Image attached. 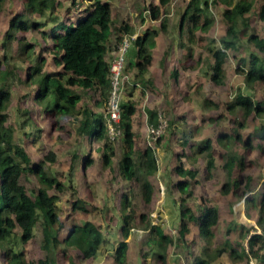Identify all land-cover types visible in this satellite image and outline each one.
Masks as SVG:
<instances>
[{
    "label": "trees",
    "instance_id": "obj_1",
    "mask_svg": "<svg viewBox=\"0 0 264 264\" xmlns=\"http://www.w3.org/2000/svg\"><path fill=\"white\" fill-rule=\"evenodd\" d=\"M7 1L0 0V13L5 9L3 4ZM84 1L91 3L83 12V16L77 15L64 22L58 19L60 22L52 33L41 30L46 27L43 20L30 23V20L24 17L39 14L41 19L50 18L56 22V18L53 17L56 0H22L25 7L12 19L10 30L25 32L35 27L40 29L42 39L52 43V47L45 48L54 56L53 64L58 70L62 69L60 73L58 71L46 73L42 65L47 61H41L39 57L36 64L29 68V77L33 82L34 80L38 82L36 102L40 106L39 110L43 108L45 111L39 114L40 117L47 115L53 118L52 124L55 127H58L61 120L72 118V122L79 123L77 128L79 136L87 138L90 144L95 141L102 143L100 148L104 165L111 167L114 157L111 147L113 143L107 135L106 120L102 114H96L88 105L82 104L90 92L106 99L110 94V62L107 58L111 49L109 44L114 35V10L111 6L113 0ZM171 1L159 0L157 5L154 2L147 7L152 20L161 21L160 27L156 30L149 29L144 37H139L135 43L137 47L130 53L127 61L125 75L127 72L137 70L135 83L142 88V95L150 91L158 92V88L151 79H146V75L150 72V63L154 57L150 49L155 47V38L168 27V19L163 18V8ZM211 1L190 0L185 11L181 13L177 34L180 38V48L187 49V54L183 61H179V68L173 71L172 76L174 79L179 78L180 67L191 71L204 65V61L197 57L196 49L198 45L206 46V39H198L197 36L199 33L207 34L213 26V18L209 17V8L213 3L217 7L220 5L225 7L221 14L225 22V33L220 48H208L210 56L205 66L207 74L214 86L225 87L229 52L236 54L240 48L246 47L250 50L249 55L241 57L236 67V72L244 78L246 90H239L232 98L206 100V109L217 115V119L212 117L213 115L208 117L210 122L220 123L221 119L231 121L229 129H222L215 138V143L210 139L201 144L192 143V131L183 129L179 124L186 121V116L175 115L173 102H166L163 110L169 123L166 139L171 144L173 138L181 134L179 142L183 149L182 153L175 151L178 164L173 169L180 178L172 184L174 178L171 175L169 181L171 187L181 196L178 200L181 208L179 238L176 241L165 233L160 225H154L149 209L146 212H136L131 206V200L124 196L121 203V211L124 213L123 224L119 230L122 240L112 252V264L128 263L129 238L137 225H143L148 233L149 251L145 257L153 251L152 259L157 264H165V255L175 246L190 247V252L186 255L188 264H216L223 256L230 261L238 259L246 261V264H252V260H255L256 264H264V176L256 181L255 174L258 169L255 168L258 166L259 156L252 157L256 152L258 155L264 154V5L261 6L258 16L263 23L262 34H259L251 23V14L258 8L257 0ZM118 27L119 44L121 33L133 31L130 25ZM9 36L11 37L10 34ZM30 50V44L23 45V54L32 53ZM170 54L168 48L164 59L166 60ZM12 75L10 70L1 72L0 69V264H83L94 260L103 246L104 235L101 226L92 221L75 223L65 239L61 240L64 225L54 205L58 197L50 195L49 192L55 185L62 191V184L49 177L45 159L41 162L32 161L29 150L15 140L14 130L6 126L11 102V93L7 90L10 85L7 80ZM255 94L263 99H257ZM121 107L123 127L121 140L124 142L122 148L124 153L119 163V172L125 181L137 185L143 202L150 207L154 199V185L150 178L158 172L156 152L148 146L143 152H140L141 150L135 152L138 136L134 123L139 106L136 102L127 101ZM146 113L149 124L157 126L158 109L149 108ZM240 118L242 120H239ZM250 119L256 122V125L245 131L247 120ZM42 128L44 126L41 130ZM41 130L33 132L35 139L39 138ZM161 142L162 139H159L156 144ZM217 148L221 149L219 157L216 154ZM192 152H196L199 157L203 155L205 161L201 159L199 161L205 162L207 176L216 169L218 158L225 156L224 168L228 180L221 186V193L233 199L241 192L240 198L246 197V215L255 221L256 226L246 227L236 221L227 223L224 209L203 191L200 204L197 207L191 204L199 195L198 186L202 185L197 179L200 170L196 169L195 165L187 168L184 166L183 158H189ZM137 154L140 161L137 160ZM46 157L51 162L56 161L55 153H49ZM78 159L77 153L70 167L71 178L79 170ZM83 164L86 169L82 175L94 164L91 155L83 156ZM30 178L39 181L37 193L27 189L23 183L24 179L28 181ZM77 210L86 212L82 201L74 203L73 211ZM228 210L232 213V205H229ZM224 224H227L226 228ZM37 228L40 229V247L45 253V259L30 263L25 251L18 247L17 242L28 243L34 240L36 238L34 231ZM223 232L227 234L228 240L220 244L219 235ZM240 234L244 241L248 238L249 253L246 252L243 243L233 245L230 241L234 235ZM176 264H180V257Z\"/></svg>",
    "mask_w": 264,
    "mask_h": 264
},
{
    "label": "rangeland",
    "instance_id": "obj_2",
    "mask_svg": "<svg viewBox=\"0 0 264 264\" xmlns=\"http://www.w3.org/2000/svg\"><path fill=\"white\" fill-rule=\"evenodd\" d=\"M203 1L205 2L206 0ZM154 2L157 5L159 0L111 1V6L114 10V35L109 44L111 46L109 58L116 54L117 46L119 47L121 42L118 44V26L130 25L133 34L137 33L140 37H144L149 29H159L161 21H153L150 17L151 14H148L149 10L147 7ZM189 2L190 0H172L167 7L163 8V18L168 19L169 24L165 31L156 36L155 47L150 49L154 57L150 63V72L146 75V79L153 81L156 88H158V92L151 93L150 91L147 95H142V88L135 83L137 70L127 72L124 76L125 87L130 89L129 96L126 94L125 102H136L139 106L134 123L135 132L138 136L135 145V152L137 153L139 150L143 152L148 146L147 129L152 126L148 124L149 118L146 113L149 108H157L158 113H162L164 116L163 110L166 102H173L175 115L186 116V121H182L179 124L183 129L192 131V143L201 144L207 139L215 143V138L220 131L229 129L231 121L229 119H221L219 120L220 123L218 121L210 122L208 117L213 114L206 109V100L211 98L218 100L220 98H232L239 90H246L244 78L236 72L237 61L241 57L249 55L250 50L246 47L240 48L236 54L229 52L230 60L227 65L228 75L225 87L217 88L214 86L210 81L209 74H207V67L205 66L210 56L208 48H220L222 46L221 39L225 33V22L221 15L225 7L222 5L217 7L213 3H211L209 8V17L210 19L213 18V26L207 34L199 33L197 36L198 39H206V46L198 45L196 49L197 57L204 61V65L202 64L199 69L191 71L180 67L179 78H173V71L179 68V61H183L187 54V49L185 52L180 48L177 26L181 19V13L185 11ZM210 2L212 1L210 0ZM90 3L84 0H56V10L53 13L56 22H53L50 18L41 19L39 14L25 15L24 18L30 20V23L43 20L46 27L41 30L53 33L52 30L56 28L58 22H64L67 19L77 17V15L83 16V12L90 7ZM3 5L5 9L0 13V69L1 72L10 70L13 74L7 80L8 85H10L7 90L11 93V102L6 126H10L14 130L15 140L29 150L32 161L41 162L45 159L49 177L56 179L62 184V191H59L55 185L52 191L49 192L50 195L58 197L54 205L64 225L61 231V240L65 239L75 223L83 224L87 221H92L102 228L104 235L103 246L94 260L83 264H112V252L118 242L122 240L121 233H119L123 224L122 214H124L121 211V203L122 198L127 196L136 212H146L149 209L150 216L152 215L154 219L153 224L160 225L165 233L177 241L181 215L178 200H180L181 196L178 191L171 187L169 181L171 175L174 178L172 184L176 183L180 178L173 172V169L178 164L175 151L183 152L181 142H179L181 134H177L171 144H169L166 139V133L161 138V144H156L158 172L150 178L154 185V199L151 206L147 207L140 196L137 185L125 181L120 175L119 163L124 153L122 152V148H124L123 140L119 139L112 142L113 166H105L100 148L102 143L95 141L90 144L87 138L79 136L77 133L79 123L72 122V118L64 119L63 121L61 120L58 127H55L52 124L53 118H49L47 115H44L43 118L40 117L39 114L45 113V111L43 108L39 110L40 106L36 102L38 82L36 80L33 82L29 77V68L36 64V59L39 57L41 61H47L46 64L43 63L42 65L46 73H54L56 71L60 73L62 69L58 70L53 64L52 59H54V56L45 48V46L52 47V43H47L42 39L40 29L35 27V29L30 28L25 32L10 30L12 19L20 14L25 7L22 0H8ZM262 5H264V0H257L256 7L258 8L251 14V23L260 32L259 34H262L261 25L263 23L258 17ZM11 38L13 39L10 40ZM48 41L51 42V40ZM24 44H30L32 53H22ZM134 48H136L135 45H133L131 50H134ZM168 48H170L171 54L165 60L164 54ZM41 88H43V85H41ZM247 91L250 90L247 89ZM254 96L259 100L263 99L257 94ZM106 103L107 99L105 97L90 92V95L85 97L82 106L86 104L94 112L104 114ZM166 115L167 117L169 116L167 112ZM212 117L217 119V115ZM179 118H182V116H179ZM239 120H242V118ZM255 125L256 122L252 119L247 120L245 131L251 130ZM42 126H44L43 130H41ZM61 127L63 128L61 129ZM37 129L41 131L39 138L35 139L33 132ZM220 152L221 149L217 148V157H219ZM49 153L56 154V161L51 162L46 157ZM77 153L79 170L71 178L70 167L72 166L74 155H77ZM257 153L252 155L253 158L259 156L257 160L258 166L255 168L258 169L255 174L256 181L264 176V154L258 155ZM88 155H91L94 164L88 167V170L82 175V172L86 169L83 165V156ZM200 159L205 161L203 155L199 157L196 152H192L189 158H183L186 168L195 165L196 169L200 170L197 179L201 181L202 185L198 186L200 188L197 189L199 195L191 204L196 207L200 204V196L203 191L224 209V217L227 219V223L236 221L238 223L241 222L246 227L256 226L255 221L246 215V197L240 198L241 192L233 199L225 197L221 193V186L228 180L227 171L224 168L225 156L224 158H218L216 169L210 176L205 174L206 164L203 161H199ZM137 160L140 161L138 154ZM23 183L27 189L35 193L40 187L39 181L33 178L28 181L24 179ZM30 194L35 195L33 193ZM80 201L83 202L86 212L83 210L73 211L74 203ZM229 205H232V213H229ZM133 224L137 225L136 222H133ZM223 226L226 228L227 224ZM257 231L260 232V229L257 228ZM34 233L36 235L34 240H30L28 243L17 242L18 247L25 251L30 263L45 259V253L40 247V229L37 228ZM18 238H20V235ZM148 238V233L144 230L143 225L135 226L129 238L130 257L127 264H157L152 259L153 251L145 257L149 251ZM219 239L218 243L222 244L223 241L228 240V236L223 232L222 235H219ZM230 241L233 245L243 243L246 252L249 253L248 238L244 241L240 234L238 236L234 235ZM189 252L190 247L175 246L165 255V264H176V260L179 257L180 264H188L186 255ZM193 254L196 255L195 252ZM216 264H246V261L242 262L238 259L230 261L226 256H223ZM252 264H256V261L252 260Z\"/></svg>",
    "mask_w": 264,
    "mask_h": 264
},
{
    "label": "built area",
    "instance_id": "obj_3",
    "mask_svg": "<svg viewBox=\"0 0 264 264\" xmlns=\"http://www.w3.org/2000/svg\"><path fill=\"white\" fill-rule=\"evenodd\" d=\"M130 44L131 38L125 37L119 48V52L113 59L111 65L112 92L108 102V115L110 116L109 132L112 138H116L120 134L118 123L120 122V101L122 99L121 76L123 75L125 58L127 51L131 46ZM165 128L166 122H163L158 129L151 128L149 134L155 138L157 135H161Z\"/></svg>",
    "mask_w": 264,
    "mask_h": 264
},
{
    "label": "clouds",
    "instance_id": "obj_4",
    "mask_svg": "<svg viewBox=\"0 0 264 264\" xmlns=\"http://www.w3.org/2000/svg\"><path fill=\"white\" fill-rule=\"evenodd\" d=\"M148 14L150 15V12L149 11H148ZM125 37L131 38V44H130L131 46H130V48L127 51L126 58H125V67H124V70H123V75L121 76L122 99L120 101V122L118 123V129L120 131V134L116 138H112L111 135H110V132H109L110 116L108 115V102H109V98H110V95H111V92H112L111 65H112L113 59L117 56V54L119 52V48L122 45ZM139 37L140 36L137 33H134V34L133 33H124V34H122L121 35V38H120L121 39L120 40L121 42L119 44V47L117 46V49H116V54L112 58L110 57L111 59L109 58V54H108V58L107 59L110 62V75H109V78H110V82H111V90H110V94H109V96L107 98V103H106V106H105V113L104 114L103 113H97L96 111H95V113L96 114H102L104 116V118L106 120V126H107V135H108V138L110 139V141H112V142H114L116 140H119L122 137V132L123 131H122V127H121V121H122V107H121V105L125 102L126 94L129 96V87H125V80H124V78H125L124 77L125 76V68L127 66V61H128L129 56H130V53L133 51L131 49H132L133 45H135V47H137L135 43L139 39ZM135 49L136 48H134V50ZM182 51H185L186 52V50H182ZM163 122H166V128H165L164 132L161 135H157L155 138H153L152 136H150V134H149L150 129L151 128L158 129L159 126H161L163 124ZM150 125H152V124H150ZM168 125H169L168 120L160 113L159 114L158 125L157 126H153L152 125V126L148 127V129H147L148 147H151L152 149H154L155 152H156V149H157L156 143H157V141L159 139L163 138V136L166 135L167 130H168ZM134 129H135V127H134ZM86 155H87V153H86Z\"/></svg>",
    "mask_w": 264,
    "mask_h": 264
},
{
    "label": "bare ground",
    "instance_id": "obj_5",
    "mask_svg": "<svg viewBox=\"0 0 264 264\" xmlns=\"http://www.w3.org/2000/svg\"><path fill=\"white\" fill-rule=\"evenodd\" d=\"M148 124H149V122H148ZM121 127H122V125H121ZM122 129H123V127H122ZM121 141V140H120Z\"/></svg>",
    "mask_w": 264,
    "mask_h": 264
}]
</instances>
